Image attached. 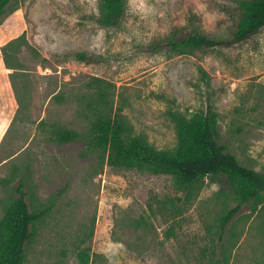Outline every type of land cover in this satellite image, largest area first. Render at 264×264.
<instances>
[{"label": "rangeland", "instance_id": "rangeland-1", "mask_svg": "<svg viewBox=\"0 0 264 264\" xmlns=\"http://www.w3.org/2000/svg\"><path fill=\"white\" fill-rule=\"evenodd\" d=\"M227 0H124L102 26L99 0H11L0 15V218L21 184L44 210L26 264H264V203L237 200L224 176L186 189L162 173L107 164L88 146L106 87L126 136L159 150L178 144L175 119L211 107L218 140L264 173V26L246 41L200 52L166 40L190 23L216 35ZM88 51L98 61L66 58ZM59 92L62 101L52 95ZM58 128L80 137L59 142Z\"/></svg>", "mask_w": 264, "mask_h": 264}, {"label": "trees", "instance_id": "trees-1", "mask_svg": "<svg viewBox=\"0 0 264 264\" xmlns=\"http://www.w3.org/2000/svg\"><path fill=\"white\" fill-rule=\"evenodd\" d=\"M11 0H0V15ZM100 12L93 17L102 26H116L124 14V0H99ZM225 16L218 21V31L212 35L196 24L190 23L175 30L166 40L172 50H198L246 41L264 26V0H227L220 4ZM66 58L84 63L98 61V56L88 51L67 52ZM106 87L98 86L94 103L98 109L85 138L76 130L58 128L55 137L59 142L82 138L88 146L101 151L107 164L116 167H139L154 173H162L176 180L180 189L204 177L224 176L237 200V204L223 214L220 229L236 214L242 205L253 201L264 203V173L242 165L236 156L217 138L216 113L211 107L180 115L175 119L178 144L174 150H159L140 136H126L124 121L107 112ZM52 98L62 101L56 92ZM18 196L5 207L0 218V264H26L25 245L32 236V228L44 214V210L30 211L22 185Z\"/></svg>", "mask_w": 264, "mask_h": 264}]
</instances>
